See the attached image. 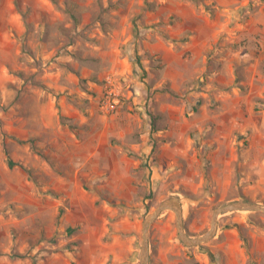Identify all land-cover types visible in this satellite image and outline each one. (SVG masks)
<instances>
[{
	"label": "rangeland",
	"instance_id": "rangeland-1",
	"mask_svg": "<svg viewBox=\"0 0 264 264\" xmlns=\"http://www.w3.org/2000/svg\"><path fill=\"white\" fill-rule=\"evenodd\" d=\"M168 197L191 236L264 204V0H0V264H140ZM148 240L264 264V213L187 246L165 210Z\"/></svg>",
	"mask_w": 264,
	"mask_h": 264
},
{
	"label": "water",
	"instance_id": "water-1",
	"mask_svg": "<svg viewBox=\"0 0 264 264\" xmlns=\"http://www.w3.org/2000/svg\"><path fill=\"white\" fill-rule=\"evenodd\" d=\"M165 210H171L174 213L178 239L187 246H195L207 242L214 236L217 227V220L220 215L234 211H255L264 213V204L249 200L234 199L218 205L213 208L211 212L208 228L198 236H191L184 230L182 209L177 199L172 197L162 199L144 217L141 228V243L139 250L140 264H149V227Z\"/></svg>",
	"mask_w": 264,
	"mask_h": 264
},
{
	"label": "crops",
	"instance_id": "crops-1",
	"mask_svg": "<svg viewBox=\"0 0 264 264\" xmlns=\"http://www.w3.org/2000/svg\"><path fill=\"white\" fill-rule=\"evenodd\" d=\"M214 1H216L217 6H220V8L230 5V0H214ZM128 248H131L130 244L127 246V249ZM131 251H132V248L130 250V256L133 257V253ZM126 252L127 250H125V255H126Z\"/></svg>",
	"mask_w": 264,
	"mask_h": 264
},
{
	"label": "trees",
	"instance_id": "trees-1",
	"mask_svg": "<svg viewBox=\"0 0 264 264\" xmlns=\"http://www.w3.org/2000/svg\"><path fill=\"white\" fill-rule=\"evenodd\" d=\"M136 59L137 60H139V57L138 56H136ZM8 166L9 167H11V166H13V165H15V164H18L17 162H14L11 158H8ZM241 200H244L243 198H240Z\"/></svg>",
	"mask_w": 264,
	"mask_h": 264
}]
</instances>
